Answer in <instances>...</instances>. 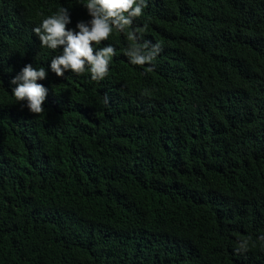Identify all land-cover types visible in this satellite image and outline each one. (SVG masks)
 I'll use <instances>...</instances> for the list:
<instances>
[{
	"label": "trees",
	"instance_id": "16d2710c",
	"mask_svg": "<svg viewBox=\"0 0 264 264\" xmlns=\"http://www.w3.org/2000/svg\"><path fill=\"white\" fill-rule=\"evenodd\" d=\"M60 6L90 19L0 0V264H264V0H148L155 68L115 33L100 82L49 70L32 29ZM26 64L39 115L11 96Z\"/></svg>",
	"mask_w": 264,
	"mask_h": 264
},
{
	"label": "clouds",
	"instance_id": "9594fccd",
	"mask_svg": "<svg viewBox=\"0 0 264 264\" xmlns=\"http://www.w3.org/2000/svg\"><path fill=\"white\" fill-rule=\"evenodd\" d=\"M90 19L72 23L70 10L60 6L55 12L43 18L32 30L39 45L54 53L50 59L49 70L57 77L65 72L76 75L87 73L94 82L103 81L110 71V63L117 54L111 43L101 46L115 33L126 34L131 47L124 51L128 62L134 66H147L148 71L155 68L154 61L161 52V46L147 40L144 33L147 25L133 27L136 18L145 15L148 0H80ZM43 66L26 64L10 81L11 96L16 103L34 115L44 113L42 105L48 89L37 81L46 78ZM2 84V82H0ZM107 103V98H105ZM246 247V242L241 248Z\"/></svg>",
	"mask_w": 264,
	"mask_h": 264
}]
</instances>
